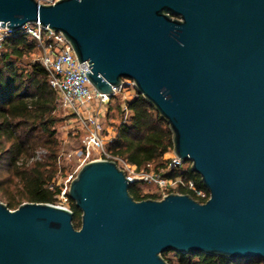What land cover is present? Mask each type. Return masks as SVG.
Listing matches in <instances>:
<instances>
[{
	"label": "water",
	"instance_id": "water-1",
	"mask_svg": "<svg viewBox=\"0 0 264 264\" xmlns=\"http://www.w3.org/2000/svg\"><path fill=\"white\" fill-rule=\"evenodd\" d=\"M61 32L91 85L128 86L208 191L135 200L115 161L85 162L81 211L0 201V264H168L162 252L264 260V0H0V25Z\"/></svg>",
	"mask_w": 264,
	"mask_h": 264
},
{
	"label": "trees",
	"instance_id": "trees-1",
	"mask_svg": "<svg viewBox=\"0 0 264 264\" xmlns=\"http://www.w3.org/2000/svg\"><path fill=\"white\" fill-rule=\"evenodd\" d=\"M0 52V168L4 164L8 175L16 180L17 193L7 196L2 191L0 199L10 209L23 202L54 203L61 191L57 185L59 140L56 124L62 120L57 115V95L49 85L45 69L37 60L27 65L21 59L37 50L36 42L29 35L18 33L7 38ZM110 96L105 115L111 112ZM127 117L119 125L115 137L108 145L116 156L131 164H152L155 169L164 165L163 155L172 150L171 132L167 123L140 94L124 101ZM165 175L192 178L206 189L198 174L185 166L169 170ZM135 184L129 192L135 200L159 198L158 194L145 192ZM207 191V190H206ZM193 198L203 202L205 199ZM208 193V191H207ZM72 223L79 228L81 211L71 200ZM168 264H264L261 258L231 259L202 252H162Z\"/></svg>",
	"mask_w": 264,
	"mask_h": 264
},
{
	"label": "built area",
	"instance_id": "built-area-1",
	"mask_svg": "<svg viewBox=\"0 0 264 264\" xmlns=\"http://www.w3.org/2000/svg\"><path fill=\"white\" fill-rule=\"evenodd\" d=\"M37 1L54 3L57 0ZM18 33L29 35L35 40L39 51L36 60L45 69L48 83L56 92L57 105L68 115V125L75 131L82 132V164L97 159L113 160L124 171L129 184L143 183L155 186L157 191H144L158 194L159 198L171 192H191L200 199L208 198L206 189L198 186L194 179L181 175H165L169 170L180 168L184 164L172 150L163 155L164 165L159 169H155L150 163L139 167L112 153L108 145L115 137L116 129L106 132L101 121L107 110L110 96L98 92L91 85L85 75V71L89 69L88 63L78 61L70 43L61 32L50 30L40 23H26L18 30L0 25V52L3 49V42ZM129 85H132V81ZM126 87L114 89L113 95ZM122 111L126 118L128 110L125 103ZM55 198L57 202L55 205L69 208L71 198L66 188L61 189Z\"/></svg>",
	"mask_w": 264,
	"mask_h": 264
},
{
	"label": "rangeland",
	"instance_id": "rangeland-1",
	"mask_svg": "<svg viewBox=\"0 0 264 264\" xmlns=\"http://www.w3.org/2000/svg\"><path fill=\"white\" fill-rule=\"evenodd\" d=\"M38 54L39 51L35 50L33 53L24 56L21 59L20 64L27 65L28 63L35 61ZM124 82L127 83L128 86L114 95L115 98L111 100L112 109L110 114L108 116L104 115L101 119L106 132L116 129L117 133L119 125L125 120V115L122 111L124 101L131 99L136 92L133 86L129 85L131 82L130 79L126 78ZM57 115L62 118V120L56 124L57 138L59 140V153L57 161L59 170L56 176V181L57 185H59L61 189H68L70 180L75 177L80 167L85 163L84 162L82 164V132L80 130L75 131L68 125V115L59 106L57 109ZM187 162L188 161L184 162L183 166H185ZM0 178L3 179L2 191H4L7 196H12L17 193L18 185L15 183L16 180L12 179L8 175L4 164L0 168ZM135 185L138 188L145 190L157 191V188L152 185H146L143 183H136ZM0 201L4 203L3 199H0ZM56 203L57 202L55 201L54 204Z\"/></svg>",
	"mask_w": 264,
	"mask_h": 264
}]
</instances>
